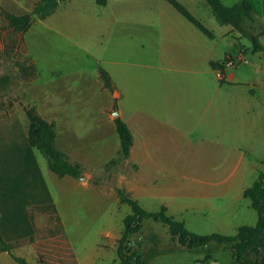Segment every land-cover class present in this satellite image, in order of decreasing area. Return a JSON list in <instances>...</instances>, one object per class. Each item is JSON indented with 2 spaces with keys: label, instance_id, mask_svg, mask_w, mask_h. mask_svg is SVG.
<instances>
[{
  "label": "rangeland",
  "instance_id": "rangeland-1",
  "mask_svg": "<svg viewBox=\"0 0 264 264\" xmlns=\"http://www.w3.org/2000/svg\"><path fill=\"white\" fill-rule=\"evenodd\" d=\"M37 1L0 0V110L13 111L20 131L27 129L25 108L54 122L56 147L81 165V174L72 179L53 174L39 151L27 144L28 172L35 163L34 181L45 192L40 197L51 195L54 206L33 209V242L29 237L15 242L11 251L34 264L33 244L62 234L76 264H120L117 241L131 208L119 201L118 188L146 211L164 207L166 215L197 235H235L242 225L254 226L257 213L240 188L251 186L264 172V54L252 47V35L260 37L263 25L243 20L240 33L219 23L204 0H177L212 33L209 39L165 0H107L105 6L95 0H65L23 32L9 27L6 13H27ZM220 1L231 7L236 0ZM240 47L245 48L241 61ZM225 57L234 60L226 67L233 80L223 79L217 96L213 90L208 95L206 87L218 82L208 60ZM101 70L112 80V90L103 85ZM168 81L185 88L174 95L180 114L194 113L188 98L192 91L203 109L209 96L215 101L197 124L183 122L192 143L187 154L179 148L187 166L136 173L120 159L112 113L122 108L131 123L135 109L146 112L156 97L164 96L163 82L167 86ZM195 86L202 89L192 90ZM201 111L196 108L194 114L201 117ZM213 114L216 120L210 118ZM228 129L234 148L211 142L215 135L221 140ZM7 156L18 159L17 152L0 148V158ZM113 159L118 161L110 164ZM210 175L222 183L202 184ZM130 176L139 178L136 194L129 192ZM27 195L29 201L33 193L28 190ZM18 223L21 233H30L27 218L19 217ZM129 246L148 264H240L227 245L211 242L190 250L172 238L166 224L151 218L142 221ZM45 251L50 252L49 264H58L54 250ZM9 264L17 263L11 259Z\"/></svg>",
  "mask_w": 264,
  "mask_h": 264
},
{
  "label": "trees",
  "instance_id": "trees-1",
  "mask_svg": "<svg viewBox=\"0 0 264 264\" xmlns=\"http://www.w3.org/2000/svg\"><path fill=\"white\" fill-rule=\"evenodd\" d=\"M62 1L65 0H38L31 11L23 14L6 13L4 17L8 21L9 27L18 32H23L28 29L32 20L44 19L54 13ZM106 1L95 0V3L99 6H105ZM166 1L202 33L209 38L213 37L212 33L177 0ZM206 2L210 5L212 13L219 23L231 25L240 33L243 32L242 17L245 15L249 18V12L256 9L255 6L253 7L252 4L245 1L232 7L223 5L220 0H206ZM252 41L253 50H263L264 54V47H262L256 37H252ZM224 61L222 63L211 62V65L222 69ZM100 78L103 85L112 90L110 77L105 70L100 71ZM222 78L223 72L220 74V82L223 81ZM24 112L27 119L26 134L28 145L37 149L45 158L49 171L59 177L70 176L78 178L81 174V165L79 163H71L66 154L55 145V123L43 118L32 107L25 108ZM114 126L120 143L118 154L120 159H125L128 157L132 145V134L128 125L119 116L114 118ZM117 161L118 159H113L109 163L115 164ZM116 192L119 201L129 205L131 208V213L123 220L124 228L117 241L116 255L120 264H148L140 251L130 248L129 238L139 232L142 227V221L149 218L166 224L172 238L176 239L178 244L190 250L216 242L227 245L234 261L237 263L264 264V172H260L252 185L243 191V196L249 200L250 207L257 213V222L254 226H240L235 235L212 233L201 236L194 234L184 228L181 222L166 215L164 207L159 212H149L141 208L126 190L118 188ZM29 241L33 242V238L30 237ZM11 246L0 234V250L8 252L17 264H29L24 257L14 255L11 252ZM33 249L36 253L34 264H49V259L46 256L50 252L45 251V249L54 250V254L60 257L58 258V264H66V262L67 264H76L71 246L65 235L59 234L40 243H34Z\"/></svg>",
  "mask_w": 264,
  "mask_h": 264
},
{
  "label": "crops",
  "instance_id": "crops-1",
  "mask_svg": "<svg viewBox=\"0 0 264 264\" xmlns=\"http://www.w3.org/2000/svg\"><path fill=\"white\" fill-rule=\"evenodd\" d=\"M166 1V0H165ZM245 1L252 6H255V10L249 12V18L247 16L242 17V24L243 20H250V21H257L262 27V32L259 33L260 37L264 36V0H236L234 5H239ZM167 2V1H166ZM168 3V2H167ZM205 5L210 9L211 13L212 10L210 5L204 0ZM169 4V3H168ZM171 7L172 5L169 4ZM233 5V6H234ZM228 7V6H227ZM232 7V6H231ZM174 9V7H172ZM179 15H181L176 9H174ZM213 14V13H212ZM182 16V15H181ZM183 17V16H182ZM184 18V17H183ZM187 22H189L186 18H184ZM245 22V21H244ZM193 27H195L191 22H189ZM199 32H201L197 27H195ZM234 29V28H233ZM236 30V29H234ZM237 31V30H236ZM202 33V32H201ZM205 35L204 33H202ZM206 36V35H205ZM209 38L208 36H206ZM252 37H256L258 42L264 47V43L259 41L260 37L256 35H252ZM209 39H213L209 38ZM264 41V39H263ZM239 56L238 60H243L242 54L245 51V48H239ZM263 52V50H261ZM231 58V57H225ZM223 60H208V64L211 67V74L215 77V79L219 82L216 84H212L209 87H206L205 91L207 94L208 91L214 92V96H217L219 93V89L222 87V82H220V74L223 72L222 80L232 81L233 74L226 73L227 68L223 66L222 69L212 67L211 62L222 63ZM157 69H160L159 66ZM157 72H155L156 74ZM165 81V80H164ZM168 81L167 86L164 83V96L159 99L160 97H156V103H154V107L148 108L146 112H140L139 110L134 111V115L131 117L130 122L124 116V111L122 108L118 110L117 116H119L129 127L131 134H132V145L130 148V152L127 158L124 159L125 163H129L131 169L134 171L148 169V170H163V169H175V168H184L187 166L184 162L186 157H181L179 148L189 149L191 148V142L189 141L190 135L185 131L183 122H187L190 126L197 124L198 121L205 118L204 116V109L207 110L212 108L213 102L215 101L213 97L209 96L206 100V104H204V109L201 106H198L197 103L194 102L196 98V93L191 92L189 95L190 106L192 110L195 112L196 108H201V117H198L194 113H188L187 115L180 114L179 112V105L181 103L177 100L174 95L178 92H181L183 87L179 89V87L175 85H171ZM224 82V81H223ZM112 83V80H111ZM113 85V83H112ZM172 86V87H171ZM114 87V86H113ZM200 87H192V90L199 91L201 90ZM205 91H201L199 93H204ZM187 94H190L187 93ZM209 95V94H208ZM114 96L115 98L119 97V92L114 88ZM159 106H162V111L159 110ZM113 114V113H112ZM114 115V114H113ZM115 116V115H114ZM222 118L225 117L224 115L221 116ZM13 111L8 110L7 112L4 110H0V126H2V134H0V148L8 149L12 152V154L18 153V161H12V156L4 157L3 159L0 158V234L2 235L3 239L13 245L15 242H19L21 240H25L28 237H32L34 234V229L36 228L34 224V219L32 217V211L35 207H40L41 205H53L54 202L52 196L50 199H41V194L45 192L42 190L40 183L34 181L33 171L31 169L35 165L32 163L29 165L31 166L30 171L28 172V163L26 160V153L28 149V142H27V134L26 129L24 131L17 130V124L13 119ZM213 120L218 118L217 114H213L210 116ZM12 120V121H11ZM228 122L227 119H224ZM231 121V120H230ZM114 124V118H113ZM193 124V125H192ZM231 124V122H230ZM0 128V132H1ZM115 128V126H114ZM232 128V124H231ZM14 131V132H12ZM116 131V130H115ZM231 131V130H230ZM229 129L221 134V140L216 138V135L211 138V142L217 145H222L225 147L234 148L232 143V135H229ZM8 137L7 141H4V137ZM118 136V135H117ZM230 137V138H229ZM230 139V140H229ZM207 141L209 139H206ZM120 144V143H119ZM190 146V147H189ZM120 148V146H119ZM119 151V150H118ZM176 153V156L173 154ZM14 156V155H13ZM181 159V160H179ZM69 160V158H68ZM264 162V161H263ZM77 163V162H75ZM213 168V167H211ZM217 169V164L215 165ZM214 168V169H215ZM135 177V178H134ZM131 177L130 176V189L129 192L131 194L137 193V183L139 182V178L137 176ZM212 175H210L209 179L201 180L202 184H211V185H219L222 182L220 180L211 179ZM69 179H72L69 177ZM70 181V180H68ZM249 187V186H248ZM247 187L240 188V193L243 196V191ZM33 193L32 197H29L27 192ZM48 192V191H46ZM48 194L45 195V198ZM244 197V196H243ZM245 198V197H244ZM247 199V198H246ZM249 201V200H248ZM250 206V202H249ZM22 211V214H21ZM28 219L29 228H31L30 233H21V228L18 223L19 217H23ZM12 250V249H11ZM12 252V251H11ZM13 253V252H12ZM16 256H21L19 254H15ZM13 260L11 255L6 252L0 250V264H9V261ZM14 261V260H13Z\"/></svg>",
  "mask_w": 264,
  "mask_h": 264
},
{
  "label": "built area",
  "instance_id": "built-area-1",
  "mask_svg": "<svg viewBox=\"0 0 264 264\" xmlns=\"http://www.w3.org/2000/svg\"><path fill=\"white\" fill-rule=\"evenodd\" d=\"M234 64V60L231 58H226V61L224 62L225 67H231Z\"/></svg>",
  "mask_w": 264,
  "mask_h": 264
},
{
  "label": "water",
  "instance_id": "water-1",
  "mask_svg": "<svg viewBox=\"0 0 264 264\" xmlns=\"http://www.w3.org/2000/svg\"><path fill=\"white\" fill-rule=\"evenodd\" d=\"M113 114H114L115 116H117L118 112H117V111H115V112H113Z\"/></svg>",
  "mask_w": 264,
  "mask_h": 264
}]
</instances>
